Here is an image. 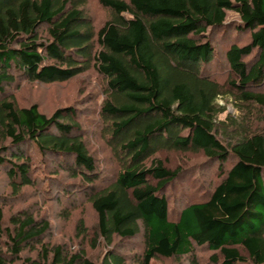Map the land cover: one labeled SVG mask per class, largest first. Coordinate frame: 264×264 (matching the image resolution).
I'll return each instance as SVG.
<instances>
[{"label":"trees","instance_id":"16d2710c","mask_svg":"<svg viewBox=\"0 0 264 264\" xmlns=\"http://www.w3.org/2000/svg\"><path fill=\"white\" fill-rule=\"evenodd\" d=\"M89 1L0 0V165L10 167L17 196L41 182L33 159L55 158L56 174L67 172L74 181L50 178V187L69 208L89 202L107 250L97 263L85 249L45 243L50 222L29 212L5 227L8 202L0 194V240L7 239L0 264H128L115 239L141 231L140 264L195 256L197 247L211 250L215 264H264V130L253 119L264 110V0H98L110 13L98 25ZM229 10L244 22L231 36L248 31L251 40L231 42L226 62L215 67L214 40L205 34L222 29ZM90 70L105 82L98 115L117 170L111 179L102 176L82 134L80 109L67 105L48 115L7 91L18 78L62 83ZM219 98H230L240 115L222 119L227 106ZM172 152L203 153L222 176L176 220L165 189L181 168H170L160 155ZM80 228L87 232L84 221ZM27 248L37 256L23 258Z\"/></svg>","mask_w":264,"mask_h":264},{"label":"rangeland","instance_id":"374dc122","mask_svg":"<svg viewBox=\"0 0 264 264\" xmlns=\"http://www.w3.org/2000/svg\"><path fill=\"white\" fill-rule=\"evenodd\" d=\"M99 6L98 0H90L87 5V10L91 16H94L96 25L105 22L110 14L107 9L105 10ZM225 23L222 29L213 31L210 28L205 34L207 38L214 40L213 44L217 50V62L212 63V65L215 67L224 61L226 62V51L231 42L245 45L251 40L248 31H234L233 36H231L229 31L234 30L233 26L244 25L241 16L236 11H227ZM257 53V50H255L252 55L254 59ZM206 69L210 73H214L212 67H206ZM227 76V72H224L219 74L218 78L224 82ZM104 88L105 82L102 76L96 70H90L79 77L62 83L45 84L18 78L13 85L7 88V91L8 94L16 95L20 105L29 106L37 103L40 109L48 115H51L57 108L67 105H73L80 109L77 120L80 121L83 128L82 134L87 140L90 151L98 157L99 165L104 172L102 176L111 179L117 170L114 162L111 161L110 149L101 133L98 115V108L104 98ZM94 94L98 95L97 99L92 98ZM218 102L227 106V111L221 115L222 119H226L229 113L235 116L240 115V111L230 98L229 100L219 98ZM254 117L256 129L264 130V110L256 111ZM160 155L166 159L170 168H181L178 180H175L165 189V194L170 201L171 218L176 220L180 211L188 204L207 198L210 190L219 183L222 176L220 175L218 163L208 160L203 153L172 152L160 153ZM33 160L34 173L39 179L41 177V182L37 187H25L23 192L17 196L14 195L11 188L8 172L10 167L0 165V194L8 202L7 207H5V227L7 225L11 226L10 219L14 215L20 214V211L33 213L38 219L44 218L50 222V229L43 236L42 241L61 244L68 251L85 249L90 258L99 263L107 247L98 234V216L95 210L87 201H81L76 208L67 207V200L63 194L58 193L54 187H50V182H48L50 178L55 179L62 185L74 181L67 172L57 171L56 174L57 163L55 158H45V161L40 155H37ZM232 164L233 160H229L224 168H230ZM44 178L45 181H43ZM81 221H84L87 231L84 234L80 231ZM6 241V237L0 240V248L3 247ZM115 244L126 255L128 264H140L139 259L144 250L142 231L137 237L129 240L116 237ZM31 246H36V242L31 243ZM194 253L195 256H184L182 258L154 259L151 264H215L211 262L213 252L208 248L197 247ZM30 255L36 257L37 252L32 248H27L22 253L23 258ZM21 261L14 264H21ZM247 264L252 263L248 262Z\"/></svg>","mask_w":264,"mask_h":264}]
</instances>
